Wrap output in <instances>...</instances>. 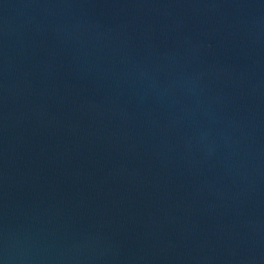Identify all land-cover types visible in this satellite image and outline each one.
Instances as JSON below:
<instances>
[{
    "label": "water",
    "instance_id": "water-1",
    "mask_svg": "<svg viewBox=\"0 0 264 264\" xmlns=\"http://www.w3.org/2000/svg\"><path fill=\"white\" fill-rule=\"evenodd\" d=\"M0 264H264V0H0Z\"/></svg>",
    "mask_w": 264,
    "mask_h": 264
}]
</instances>
